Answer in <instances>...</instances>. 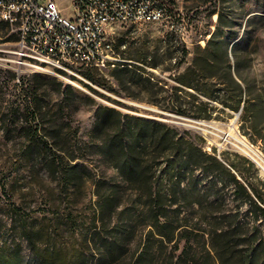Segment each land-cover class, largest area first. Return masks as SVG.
<instances>
[{"label": "rangeland", "instance_id": "1", "mask_svg": "<svg viewBox=\"0 0 264 264\" xmlns=\"http://www.w3.org/2000/svg\"><path fill=\"white\" fill-rule=\"evenodd\" d=\"M57 1L70 14V0ZM165 1L173 14L169 21L122 25L115 34L118 62L145 66L143 78H151L152 89L137 84V74L119 79L113 65L89 68L80 75L39 70L34 59L22 58L17 32L0 20V264L134 263L147 232L134 206L136 195L127 191L122 197H99L94 173L111 177L114 170L86 149L100 104L203 139L210 151L247 155L244 140L264 161V0ZM209 40L213 61L204 65ZM195 61L204 71L189 75ZM228 62L234 76L239 73L242 78L241 108L250 103L248 112L216 100L213 109L199 104L208 100L207 91L223 98L237 89L229 78ZM187 72L182 78L193 76L199 89L181 86L179 77ZM67 85L78 97L65 90ZM34 87H40L36 94L31 93ZM174 103L189 113L211 114L210 118L172 111ZM81 109L91 114L86 125L75 119ZM23 130L61 132L77 154L87 156L78 162L93 174L86 175L80 166L86 176L66 185L38 152L30 153L22 140L11 138L10 132ZM173 249L168 244L160 250L155 243L152 264H176L181 249ZM195 253L196 260L182 264H221L208 240L195 246Z\"/></svg>", "mask_w": 264, "mask_h": 264}, {"label": "trees", "instance_id": "2", "mask_svg": "<svg viewBox=\"0 0 264 264\" xmlns=\"http://www.w3.org/2000/svg\"><path fill=\"white\" fill-rule=\"evenodd\" d=\"M210 42L204 48V65L213 61L208 53ZM227 65L229 78L237 89L223 98L207 91L208 100L199 102L200 105L206 104L213 109L212 100H216L224 107L241 108L244 99L239 79L242 78L239 73L234 76L230 62ZM114 67V75L119 79L137 74V84L151 89L155 85L150 77L143 78L145 66L117 62ZM200 70L204 71V67L195 61L188 72L191 75ZM188 72L179 77L181 86L199 89L193 76L182 78ZM209 76L218 77L217 74ZM35 77L40 79L38 75ZM22 79L25 84V78ZM39 89L34 87L31 93L36 94ZM65 90L78 97L70 85ZM169 109L198 118L211 115L189 113L176 103ZM242 109L248 112L250 103L245 102ZM95 115L89 135L92 143L89 146L86 142V149L99 154L100 161L114 170L111 177L105 172L99 176L94 173L97 175H93L96 193L99 197H122L127 191L134 192V206L147 227L145 243L133 264H152L155 243L160 250L168 244L173 250L181 249L176 264L196 260L195 246L207 240L221 264H264V176L254 160L239 152L207 150L203 139L197 141L159 121L123 115L107 105L100 104ZM12 132L11 138L22 140L30 153L38 152L50 169L59 171L66 185L93 174L87 164L78 162L80 157L87 159V156L77 154L70 141L63 140L66 138L61 132L52 135L39 130ZM257 133L261 135L260 131ZM261 137L264 139V135ZM69 143L70 146L65 145Z\"/></svg>", "mask_w": 264, "mask_h": 264}, {"label": "built area", "instance_id": "3", "mask_svg": "<svg viewBox=\"0 0 264 264\" xmlns=\"http://www.w3.org/2000/svg\"><path fill=\"white\" fill-rule=\"evenodd\" d=\"M69 9L57 0H0V20L17 32L22 58L64 76L114 66L118 26L173 18L165 0H70Z\"/></svg>", "mask_w": 264, "mask_h": 264}, {"label": "bare ground", "instance_id": "4", "mask_svg": "<svg viewBox=\"0 0 264 264\" xmlns=\"http://www.w3.org/2000/svg\"><path fill=\"white\" fill-rule=\"evenodd\" d=\"M46 72H53L56 73V70H47ZM81 88V87H80ZM239 141V140H238ZM243 146L245 147V150L249 153H251L252 155H254V157H256V159L264 166L263 162L264 161H260L261 159L263 160L262 156L260 153L256 152V150L254 148H252V146H250L247 142H245L244 140H242Z\"/></svg>", "mask_w": 264, "mask_h": 264}, {"label": "clouds", "instance_id": "5", "mask_svg": "<svg viewBox=\"0 0 264 264\" xmlns=\"http://www.w3.org/2000/svg\"><path fill=\"white\" fill-rule=\"evenodd\" d=\"M91 114L90 113H85L83 111V109H81L80 111H78L75 114V119L78 123H82V124H87L89 118H90Z\"/></svg>", "mask_w": 264, "mask_h": 264}, {"label": "water", "instance_id": "6", "mask_svg": "<svg viewBox=\"0 0 264 264\" xmlns=\"http://www.w3.org/2000/svg\"><path fill=\"white\" fill-rule=\"evenodd\" d=\"M242 108H243V106H242ZM242 108H241V110H242ZM247 153V155L252 159V160H254L261 168H262V170L264 171V166L252 155V154H250L249 152H246Z\"/></svg>", "mask_w": 264, "mask_h": 264}]
</instances>
